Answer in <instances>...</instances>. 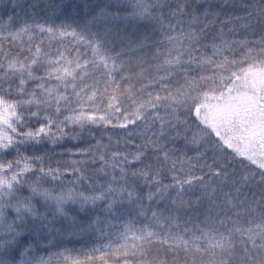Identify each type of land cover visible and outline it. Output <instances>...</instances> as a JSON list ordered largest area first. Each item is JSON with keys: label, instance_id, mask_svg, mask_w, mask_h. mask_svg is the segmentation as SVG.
Returning a JSON list of instances; mask_svg holds the SVG:
<instances>
[{"label": "snow or ice", "instance_id": "snow-or-ice-1", "mask_svg": "<svg viewBox=\"0 0 264 264\" xmlns=\"http://www.w3.org/2000/svg\"><path fill=\"white\" fill-rule=\"evenodd\" d=\"M4 2L0 0V4ZM45 2L53 16L56 9L71 13L77 7L73 0ZM201 4L202 0H176L173 8L168 0H96L84 5L92 14L82 27H56L30 21L25 15H0V70L7 61L8 70L21 73L9 78L16 80L15 98L11 84L0 77V264H167L160 259L158 247L167 240L151 228L134 232L131 213L119 221L118 209L127 202L135 205L140 216L150 214L153 220L149 223L169 220L179 227L178 214L149 213L145 202L150 206L156 197L164 199L174 193L171 202L182 208L186 184L199 181L205 191L211 188L214 193L216 182H228L233 154L224 145L229 141L221 144L220 136L205 122L202 109L215 95L210 90L217 86V78L221 83L232 76L240 79L237 64L248 60L264 63V3L252 5L247 16L223 18V24L232 25L229 32L237 31L234 21H240L239 28L253 35L258 31L254 47L246 39L229 38L223 26L209 38L208 30L216 27L221 13L201 10ZM28 6L29 0H12L14 10ZM30 7H40L39 0H32ZM145 20L155 21L156 27L153 32L138 34L137 25ZM98 21L105 25L103 31L96 30ZM156 31L164 41L153 40ZM234 45L246 49L240 60ZM10 55L14 58L9 59ZM185 65L195 66L198 76L189 75L193 69ZM29 84L34 87L29 89ZM156 85L158 90H149ZM22 106H26L27 119ZM13 118L19 123L14 125ZM101 127L145 138L135 152L120 151L112 148V135L107 136L109 143L103 135L95 137L91 129ZM86 131L94 142L81 146ZM178 140L185 145L180 155L175 147ZM69 142L77 147L68 146ZM115 143L118 146L120 139ZM192 145L197 148L194 155L189 152ZM200 146H204L203 152L198 150ZM58 148L62 150L57 152ZM210 148L217 153L211 164L204 159ZM90 171L110 179L106 183L97 180L94 185ZM138 177L156 185L157 191L141 197L134 183ZM165 177L173 183H167ZM240 180L239 187L264 185V172L259 180L254 173L242 175ZM84 181L90 186L87 192ZM98 202L103 204L101 211ZM77 204L75 212L68 210ZM259 215L260 222L255 230L248 229V238L253 249L264 251V212ZM116 223H121L118 238L123 243L114 245L111 229ZM203 231L216 239L214 228ZM233 231L241 229L235 225ZM95 234L100 239L91 245L70 246L74 237ZM169 234L174 241L169 249L178 256L176 246H187L188 241ZM224 240L229 249L233 247L231 236ZM217 246L223 252V240L209 244L210 249ZM197 251H201L199 246ZM173 264L178 262L174 259ZM209 264L227 261L210 259ZM239 264H246L243 257ZM251 264H264V258Z\"/></svg>", "mask_w": 264, "mask_h": 264}, {"label": "trees", "instance_id": "trees-1", "mask_svg": "<svg viewBox=\"0 0 264 264\" xmlns=\"http://www.w3.org/2000/svg\"><path fill=\"white\" fill-rule=\"evenodd\" d=\"M74 4L77 5L74 11L71 13L65 12L61 9H56V15H52V9L48 7L45 0H39L40 7L32 9L30 7L32 0H29V6L23 8V10L17 8L13 9L12 7V0H5L4 3L0 4V15H7L9 13L14 15H25L28 17V19L35 20L39 23H48L53 26H60L61 24H71L75 27H82L85 25L91 16V10L85 11L84 5L85 4H92L96 2V0H73ZM105 3H110L112 0H103ZM204 3V4H203ZM201 4L205 6L204 9L207 7L206 2H203ZM171 7H175L169 3ZM202 10V9H201ZM167 9H165V12ZM105 25L102 22H97L95 25L96 30L103 31ZM138 27V34L141 32H153V29L156 27L155 21H143L142 23H139L137 25ZM11 40V38H9ZM153 40H159L164 41V37L161 32L156 31L153 33ZM166 43V41H165ZM5 47H8V45H5ZM16 49L13 48V54L15 53ZM14 55H10L9 59H13ZM186 67H192V71L189 73L191 76H198L199 71L195 66H187ZM5 73H7V76H5ZM21 73L16 71L15 68L8 70V63L7 61H4V69L0 70V77H4L5 83H10L12 86V93L13 98H15L16 94V80L15 79H9L11 77H20ZM182 73H178V76H182ZM25 78L26 74H25ZM167 83V81H165ZM231 85V83H230ZM34 87V85L29 84V89ZM139 87V85H138ZM159 85H156L154 88L149 89L152 91L158 90ZM26 106L21 107V112L23 114L24 119H27V112L24 110ZM206 108V107H205ZM34 110V106H33ZM163 111V109H161ZM205 122L209 125V121L205 119ZM12 123L18 124L19 121L15 118H13ZM7 128V126H4ZM210 128V127H209ZM12 135H16V133L12 132L11 129H7ZM95 133V137L99 138L100 136H104L105 143H109L107 140L108 135L113 136V141L111 142L112 148L116 149L119 148L120 151H129V152H135L136 145L141 144L143 142V139L145 137L135 134V135H128L126 130H122L119 128H111L109 127L107 130H105L103 127L99 129H91ZM116 139H120V144L117 146L115 141ZM94 140L92 137L88 135V132L86 131L84 133L83 137V144L81 146L91 144ZM68 146L70 147H77L72 142L68 143ZM175 147L179 149L180 151L177 152V155H180L181 152L184 150V142L182 140H178L176 142ZM202 149V148H201ZM62 149L58 148L57 152L61 151ZM204 150V148L202 149ZM229 150V149H228ZM194 151L193 145L189 146V152L192 154ZM234 151V150H231ZM230 152V151H229ZM235 152V151H234ZM232 153V152H231ZM233 155H238L237 153H232ZM217 155L216 152H214L213 149H209L207 156L204 157V159L207 160L209 164L212 163L213 158ZM152 153H149V159L151 158ZM56 159H66V156H56ZM239 159L238 157H234L233 161L229 163L230 167H232L234 164L238 163ZM202 163V162H201ZM93 165H89L90 170L92 169ZM229 169V168H228ZM235 170H237L235 168ZM197 171H202L201 169H197ZM90 174L91 171H90ZM93 175V183L96 185V181L98 180L99 183H106L108 179L105 177H96ZM181 175H183L181 173ZM167 178V177H166ZM130 182L132 181L131 175L129 177ZM207 179L211 180V177H208ZM167 183H173L172 180L168 179ZM134 183L136 184L137 190L139 191L141 197H144L145 194L149 191H157L156 185H148L146 183H143L142 178H137ZM225 183V182H224ZM216 182V190L214 193H210L211 188H209L207 191H205L204 188L200 186V182L196 181L195 185L189 186L185 185L186 192L184 194V200H185V206L184 207H177L175 206L171 201L174 199V193L168 197H165L164 199H160L159 197H156L149 206L147 202H145V207L149 209V213H151L152 210H156L160 213H162L163 216H176L179 215V227L176 226V224L172 223L169 220H165L163 224H157V223H149L153 220L152 216L149 214L147 217L140 216L139 210L135 208V205H128L127 202H125L122 206L119 207V211L121 213V216L117 219L119 221L126 220L128 217L129 212L131 213L133 217V223H134V232H139V230L147 231L148 228H151L154 232L159 234V237L161 239L167 240V243H164L162 245H159L160 248V259H166L167 264H173V260L175 259L178 264H209L210 259H215L216 261H220L221 259L226 260L227 264H239L241 258L243 257L246 264H251V261H259L260 258H264V251L261 249H253L252 242L248 238V228L252 225L253 221H257L256 214L254 211H250L248 214H229L224 206H218L217 203L223 202L225 200H228L231 197V191H233L232 181L228 180L226 187H230V190H227L226 192L222 189H220L222 184ZM83 190L86 192L90 190V186L87 183V181L83 182ZM216 193V194H215ZM215 194V195H214ZM217 198L216 201H214V198ZM199 201V203H197ZM216 202V206L213 205V203ZM79 205H74L69 207V211L75 212V209L78 208ZM103 208V204L101 202H98L97 210L101 211ZM211 216V220L208 219V217ZM223 221V223H219V221ZM260 220V218H259ZM235 225H238L241 229V231H233V228ZM206 228H214L215 229V240L210 239V235L206 234L203 229ZM187 229V231H185ZM121 230V223H116L114 227L111 229L112 235H111V241L114 245L123 243L122 238H118V233ZM182 236L184 240L188 241L187 246H184L183 244H180L177 247V251L179 252V255L177 256L175 252L171 251L169 249V244H174V241L172 240V237L169 233ZM231 236L232 237V245L230 249L228 248V241L224 240V237ZM196 237H201V239H196ZM98 234L88 236L85 235L82 239H78L76 237L73 238V240L70 242V246L72 247H82L85 245H91L93 242H97L99 240ZM217 240H223V243L225 245V248L222 252L221 248L219 246L215 247L214 249L209 248V244ZM108 240L104 239V243H107ZM216 243V242H215ZM214 243V244H215ZM257 243L259 244L260 241L258 240ZM197 246L201 249V251H197ZM212 252H215V256L212 257ZM247 253H251V256L246 255ZM257 253H260L258 256ZM186 258V259H185Z\"/></svg>", "mask_w": 264, "mask_h": 264}, {"label": "rangeland", "instance_id": "rangeland-1", "mask_svg": "<svg viewBox=\"0 0 264 264\" xmlns=\"http://www.w3.org/2000/svg\"><path fill=\"white\" fill-rule=\"evenodd\" d=\"M203 2L208 3L206 8L210 12L218 11L221 13L220 21L216 27L208 30L209 38L218 32L219 27L223 26L229 38L237 41L246 39L249 41V46H255L253 41L259 38L258 31L256 35H253L250 30L239 28L240 21H234L237 31L229 32L232 25L223 24V18L225 16H247L252 5L264 3V0H202ZM168 3L176 6V0H168ZM245 5L249 7H245ZM204 7L202 5L201 9L203 10ZM253 25L256 26L254 20ZM256 27L258 28V26ZM233 50L237 60H240L241 53H246V49L239 45H234ZM226 54L232 56L233 52ZM262 67H264V63L251 60L237 64L236 71L241 78L237 79L232 76L222 83L217 78V86L210 90L215 95L209 98L207 107L202 109L205 119L209 121L208 126L220 136L221 144L228 140L229 142L224 146L230 152L238 154L232 155L231 161L234 157L239 159L238 163L228 167V180L235 182H232L231 185L233 187L231 197L217 204L214 202L213 205L224 206L229 214L244 215L254 211L257 221H253L249 227L253 230H255L256 224L260 222L259 213L264 212V191H262L264 185L246 184L244 187L239 186L242 175L254 173L256 180H259L260 173L264 172V71H259ZM230 75V73H225V76ZM193 148L192 154L194 155L197 148L194 145ZM201 148L203 149L204 146H200L198 149L203 152L204 150ZM165 180L166 182L169 181L166 177ZM226 184L227 182L222 184L220 188L225 192L230 190ZM238 187L239 191L236 190ZM210 193L213 192L210 191ZM216 200L215 197L214 201Z\"/></svg>", "mask_w": 264, "mask_h": 264}, {"label": "water", "instance_id": "water-1", "mask_svg": "<svg viewBox=\"0 0 264 264\" xmlns=\"http://www.w3.org/2000/svg\"><path fill=\"white\" fill-rule=\"evenodd\" d=\"M263 96H264V94H263Z\"/></svg>", "mask_w": 264, "mask_h": 264}]
</instances>
